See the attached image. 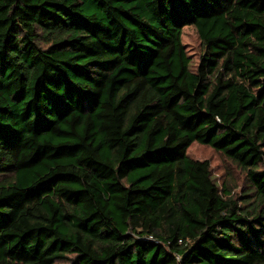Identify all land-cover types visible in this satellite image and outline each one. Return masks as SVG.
<instances>
[{
  "label": "trees",
  "instance_id": "trees-1",
  "mask_svg": "<svg viewBox=\"0 0 264 264\" xmlns=\"http://www.w3.org/2000/svg\"><path fill=\"white\" fill-rule=\"evenodd\" d=\"M0 264H264V0H0Z\"/></svg>",
  "mask_w": 264,
  "mask_h": 264
},
{
  "label": "rangeland",
  "instance_id": "rangeland-1",
  "mask_svg": "<svg viewBox=\"0 0 264 264\" xmlns=\"http://www.w3.org/2000/svg\"><path fill=\"white\" fill-rule=\"evenodd\" d=\"M182 40L191 57V67L195 69L203 50L202 41L196 28L194 26L186 27ZM189 152L194 158L210 160L213 174L219 180V183H223L224 180H227L229 185L234 188V192L237 194L242 192L244 188L243 174L235 165L228 162L222 154L214 151L208 146L198 143H195L190 148Z\"/></svg>",
  "mask_w": 264,
  "mask_h": 264
}]
</instances>
